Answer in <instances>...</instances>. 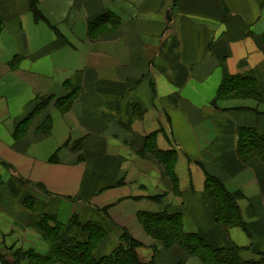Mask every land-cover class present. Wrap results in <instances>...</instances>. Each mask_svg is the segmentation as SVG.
I'll use <instances>...</instances> for the list:
<instances>
[{
	"label": "crops",
	"instance_id": "crops-1",
	"mask_svg": "<svg viewBox=\"0 0 264 264\" xmlns=\"http://www.w3.org/2000/svg\"><path fill=\"white\" fill-rule=\"evenodd\" d=\"M38 1L48 21H35L30 0H0V248L7 258L17 249L48 253L33 224L38 212L62 223L76 215L105 226L100 254L126 230L142 242L143 264H178L175 252L155 253L138 221L140 211L166 208L182 212L186 230L213 245L237 244L246 247L245 258L258 257L264 251V162H243L236 149L239 126L264 132V101L212 100L226 72H253L264 90V0ZM107 11L119 21L104 26L100 38L89 37L87 22ZM16 54L21 60L11 68ZM66 80L81 87L69 110L60 111L53 100L29 133L12 142L15 120L29 103L41 94L64 95ZM47 113L51 132L40 137L35 129ZM151 132L160 148L176 149L177 189L144 150ZM207 172L242 192L247 229L215 220ZM16 176L30 181L17 194L7 189ZM25 194L34 195V211L23 205ZM158 194L163 198H150ZM73 231L81 237L80 228ZM183 264L205 263L191 255Z\"/></svg>",
	"mask_w": 264,
	"mask_h": 264
},
{
	"label": "trees",
	"instance_id": "trees-1",
	"mask_svg": "<svg viewBox=\"0 0 264 264\" xmlns=\"http://www.w3.org/2000/svg\"><path fill=\"white\" fill-rule=\"evenodd\" d=\"M32 6L36 16H41L42 13L35 0H32ZM108 16H110L109 18L113 17L111 13H108L99 18L97 22L105 20ZM261 38L264 48V33ZM67 82L69 81H66V84ZM67 89V93L59 98L57 103L63 110H67L71 106L73 97H76L80 91L78 86L74 88L68 86ZM235 95L263 98L264 93L260 89L253 72L224 73L216 98ZM32 114L16 125V137L21 135L20 132L27 125ZM49 124L50 122L47 126ZM47 131H49L48 128ZM237 131V153L239 157L244 162L253 158H258L264 162V132L250 125L240 126ZM149 149L153 150L156 158L165 166V169L167 168L166 173L173 181L174 188L177 189L176 150L158 148L156 134L153 132L145 136L144 150L148 151ZM1 181L3 180L0 176ZM205 189L212 202L214 218L218 223L226 228L241 226L247 229V224L242 217L238 204V199L242 196L241 191L229 190L219 177L209 172L206 173ZM28 196L31 195L28 194L27 198ZM31 200L30 202H34L35 197ZM138 219L146 232L154 239L159 240L164 248H179L182 253H177L178 264H183L191 255L198 256L205 264H264V251H259L258 257L245 258L243 252L246 247L244 246L237 244L215 246L198 232L186 230L182 212H173L167 208L158 212L145 210L138 213ZM34 226L49 242L48 253L41 254L33 249H17L12 252L13 258L8 259L7 254L0 248V260L3 264H20L21 259L24 258L28 259L27 264H54L57 262L62 264H143L138 254V247L142 245V242L126 230L121 232L120 242L116 247L110 252L98 255L96 249L107 234L106 227L99 223L92 220L82 222L76 215L67 223H62L55 215L38 213L35 217ZM75 228H80L86 236L78 237L73 231Z\"/></svg>",
	"mask_w": 264,
	"mask_h": 264
},
{
	"label": "rangeland",
	"instance_id": "rangeland-1",
	"mask_svg": "<svg viewBox=\"0 0 264 264\" xmlns=\"http://www.w3.org/2000/svg\"><path fill=\"white\" fill-rule=\"evenodd\" d=\"M36 1V3H37V6H38V8H39V10H40V12L42 13L41 14V16H36V13H35V11H34V7L32 6V0H30V9H31V11H32V14H33V16H34V19H35V21L36 22H39V21H48L45 17H44V15H43V11H42V9L40 8V4H39V1L38 0H35ZM108 13H111V12H109V11H107V12H105V13H103V14H100V15H97L96 17H94V18H92L91 20H89L88 22H87V32H88V36L89 37H91V38H100L101 36H102V34H103V32H104V30H105V28H104V26L105 27H107L108 25L107 24H109V23H116V22H118L119 21V17L116 15V14H114V13H111L112 15H113V17H111V18H109L110 16H108V18H106L105 20H100L99 22H97V20L99 19V18H101V17H104L105 15H107ZM116 18V19H115ZM3 26H4V21H3V19H2V17L0 16V33H1V31H2V29H3ZM261 40H262V38H261ZM261 47H262V50L264 51V48H263V44L261 43ZM91 57L93 56V54H91L90 55ZM20 60H21V56H19V55H15L14 57H13V59H11V61H10V67L11 68H15V67H17L18 66V64H19V62H20ZM79 72V71H78ZM231 74V73H230ZM236 74H238V73H236ZM257 78V77H256ZM257 80H258V78H257ZM66 81H68V80H66ZM66 81H65V87H66V93H67V91H68V86H70V88L71 87H79V89H81V87H80V85L78 84V83H72V82H70V80H69V82H67V84H66ZM258 83H259V80H258ZM259 85H260V83H259ZM260 89L262 90V92L264 93V90L261 88V86H260ZM218 90V89H217ZM65 93V94H66ZM64 94V95H65ZM216 94H217V92H216ZM64 95H62V96H59V97H57V98H55L54 99V96L53 95H49V96H47V95H43L42 96V94L41 95H37L32 101H31V103H29V105H28V108H27V110L24 112V114L21 116V117H19V118H17L16 120H15V123H14V129H13V131H12V142H13V139H14V142L15 141H17V140H19L20 138H24L28 133H29V131H30V126H31V124H32V120H34V118H35V116H37V115H39L40 113H44V110L47 108V107H49V105H50V103L54 100V104L56 105V107L60 110V111H62V112H64L65 110H63V109H61V107L57 104L58 103V99L59 98H61V97H63ZM46 96V97H45ZM77 97V96H76ZM76 97L74 96L73 97V100H72V103H71V106H72V104L74 103V101H75V99H76ZM228 98H253V99H255V100H258V101H264V96H263V98L262 99H257V98H255V97H253V96H241V95H235V96H229V97H224V98H219V99H217L216 98V95H215V97L213 98V100H212V102L216 105L217 104V102L219 101V100H222V99H228ZM39 107V108H38ZM67 110H69V108L67 109ZM66 110V111H67ZM32 112H33V114H32ZM30 114H32L31 115V117H30V119H29V121H28V123H27V125L24 127V129H23V131H21L20 133H21V135H19L18 137H16V135H15V130H16V125L19 123V122H21L22 120H24L27 116H29ZM139 114V113H138ZM49 118V119H48ZM48 120V121H47ZM51 120V121H50ZM183 120H184V122L182 121L181 122V133H182V136L183 135H186V129H185V127H186V124H187V121H186V119L185 118H183ZM48 122H50V124L47 126V124H48ZM186 123V124H185ZM52 124H53V122H52V116H51V114H48L47 113V115L45 116V118L37 125V127H36V134L38 135H40V137H44V136H47L48 134H50V132H51V127H52ZM44 125H45V127H44ZM47 126V127H46ZM242 126H244V125H242ZM43 127H44V130H43ZM240 127V126H239ZM47 128L49 129V131H47ZM259 130V129H258ZM260 131V130H259ZM152 133V132H151ZM153 133H157V132H153ZM171 134H174L173 132H171ZM237 135H238V131H237ZM157 140V139H156ZM177 143V142H176ZM156 144H157V141H156ZM12 145V144H11ZM15 145V144H14ZM157 146H158V144H157ZM158 148H160L159 146H158ZM160 149H162V148H160ZM163 150H168L167 148L166 149H163ZM176 150V149H175ZM149 151V156L151 157V158H153L155 161H157L162 167H163V169H164V171L165 172H167V168L165 169V166L156 158V156L154 155V153L152 152L153 150L152 149H149L148 150ZM236 151H237V149H236ZM238 154V153H237ZM238 157H239V155H238ZM240 158V157H239ZM241 159V158H240ZM242 160V159H241ZM243 161V160H242ZM244 162V161H243ZM6 165H8V166H11L10 165V163H8V162H6ZM169 176V175H168ZM3 180V179H2ZM9 182H10V189L9 188H7L9 191H11L12 193H15V194H17L18 193V190L19 189H24V185L26 184V183H28V182H30L29 180H27V179H24L23 177H21V176H16L15 178H10L9 179ZM3 184H5V181L3 180V181H1L0 182V186H2ZM25 192V191H24ZM27 193V192H26ZM24 194V193H23ZM32 194H34V193H32ZM35 195V194H34ZM34 195H31V196H33L34 197ZM31 196H28V198H27V194H25L24 196H23V205L26 207V208H28V209H30V210H35L36 209V206H37V204H36V202L34 201V202H30V201H32L31 199L33 198V197H31ZM150 198H154V199H156V200H160V199H162L163 198V194H158V195H154V196H152V197H150ZM38 207H39V205H38ZM38 214V212L35 214V216ZM48 214H51V215H55V214H52V213H48ZM56 216V215H55ZM138 221H139V219H138ZM140 222V221H139ZM34 224V223H33ZM142 225V224H141ZM36 228V227H35ZM144 228V227H143ZM37 229V228H36ZM38 230V229H37ZM106 230H107V228H106ZM39 231V230H38ZM113 231V229H111V232ZM146 231V230H145ZM114 232H115V230H114ZM121 233V232H120ZM109 234V232H108V230H107V234H106V237H107V235ZM148 235L150 236V238L153 240V245H152V247H153V250L155 251V253L157 254V253H160L161 251L160 250H164V251H168V252H175V253H182L181 251H179V248H175V247H173V248H170V249H166V248H164V246L162 245V243L159 241V240H157V239H154L149 233H148ZM80 236L81 237H85L86 235H85V233H83L82 232V230H81V234H80ZM80 237V238H81ZM138 240V239H137ZM104 241V240H103ZM102 241V242H103ZM140 241V240H139ZM102 242L100 243V245L102 244ZM49 243V242H48ZM99 245V246H100ZM118 244L117 243H115V244H113V248L114 247H116ZM98 246V247H99ZM112 248V249H113ZM175 248V249H174ZM98 249V248H97ZM96 249V250H97ZM111 249V250H112ZM110 250V251H111ZM110 251H107V252H110ZM97 254L98 255H101V254H103V253H98V251H97ZM60 264H62V263H60Z\"/></svg>",
	"mask_w": 264,
	"mask_h": 264
}]
</instances>
